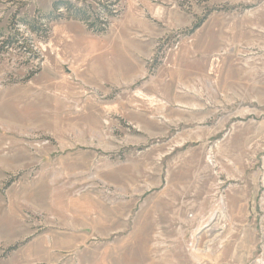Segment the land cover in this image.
Returning a JSON list of instances; mask_svg holds the SVG:
<instances>
[{
    "label": "rangeland",
    "instance_id": "obj_1",
    "mask_svg": "<svg viewBox=\"0 0 264 264\" xmlns=\"http://www.w3.org/2000/svg\"><path fill=\"white\" fill-rule=\"evenodd\" d=\"M57 1L96 8L0 0V34L25 44L0 51V249L264 264V0H111L99 34L14 24Z\"/></svg>",
    "mask_w": 264,
    "mask_h": 264
},
{
    "label": "trees",
    "instance_id": "obj_2",
    "mask_svg": "<svg viewBox=\"0 0 264 264\" xmlns=\"http://www.w3.org/2000/svg\"><path fill=\"white\" fill-rule=\"evenodd\" d=\"M111 0H106L101 2V0H96V8H91L90 5L84 6L83 8H78L77 6L67 2V1H57L52 5V12L46 15H39L38 18L33 21L18 20L14 24L16 26H22L27 28L31 33L38 37L44 38L49 32V25L57 18L73 19L82 22L89 31L99 34L104 33L108 26V19L105 16L114 17L115 10L111 9L116 5L110 2ZM63 11V12H61ZM63 15H66L63 16ZM19 29V28H18ZM14 30L13 33H17ZM19 34L12 35L4 40V36L0 34L2 38L0 51L8 50L11 47H24L25 44L19 41ZM20 50L22 48H19ZM16 249V246L8 248V251Z\"/></svg>",
    "mask_w": 264,
    "mask_h": 264
},
{
    "label": "crops",
    "instance_id": "obj_3",
    "mask_svg": "<svg viewBox=\"0 0 264 264\" xmlns=\"http://www.w3.org/2000/svg\"><path fill=\"white\" fill-rule=\"evenodd\" d=\"M16 246V245H14ZM12 246V247H14ZM18 248L16 246V249L8 251V248L6 250L0 249V264H23L24 261L17 260V252ZM45 258V254L41 256H34V259L37 261L39 259ZM33 259L31 256L29 257V260ZM27 262V261H26Z\"/></svg>",
    "mask_w": 264,
    "mask_h": 264
}]
</instances>
